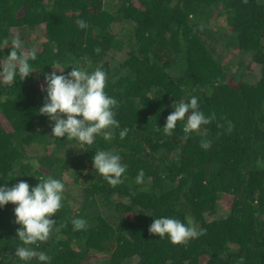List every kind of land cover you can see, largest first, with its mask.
Here are the masks:
<instances>
[{
    "label": "trees",
    "instance_id": "16d2710c",
    "mask_svg": "<svg viewBox=\"0 0 264 264\" xmlns=\"http://www.w3.org/2000/svg\"><path fill=\"white\" fill-rule=\"evenodd\" d=\"M16 34L37 48L38 70L0 84V183L34 186L49 173L65 182L54 231L39 244L51 264H264V0H0V47ZM54 61L107 72L123 139L114 129L83 150L45 136L40 85L58 72ZM192 95L214 119L186 139L181 122L171 135L157 130ZM97 147L128 164L122 184L95 173ZM14 207L0 208V264H17ZM149 214L205 231L172 244L149 232ZM76 217L85 229L73 230Z\"/></svg>",
    "mask_w": 264,
    "mask_h": 264
},
{
    "label": "clouds",
    "instance_id": "9594fccd",
    "mask_svg": "<svg viewBox=\"0 0 264 264\" xmlns=\"http://www.w3.org/2000/svg\"><path fill=\"white\" fill-rule=\"evenodd\" d=\"M76 24L81 29L87 27V22L83 19L76 20ZM6 45H10V52L0 55V84L11 85L38 70L34 66L38 59L35 46L26 49L19 34L6 37L0 52ZM50 65L59 74L57 71L44 73V83L40 85L44 97L38 113L46 116L51 126V134L45 136L63 137V140L74 142L71 147L90 150L96 145L97 137L111 141L115 135L114 129H120L121 139L127 135L128 129L121 128L117 119L118 101L105 90L108 74L102 67L93 69L90 64L84 66L72 61H54ZM69 65L72 66L71 70L65 72ZM172 108L174 110L167 115L164 126L157 127L164 134L171 135L177 128V123L181 122L185 134L183 138L186 139L214 119V115H206L201 109L196 95L173 103ZM210 145L211 140L200 141V146L204 149H208ZM93 152L91 160L95 173L112 187L122 184L127 178L128 164L121 154L99 147ZM30 163L33 168L39 166L35 160ZM20 173L13 170L9 176L15 178ZM144 179L145 173L140 169L135 176V183L139 185ZM64 200L65 182L51 173L39 178L34 186L27 180H19L11 186L6 182L0 183V208L9 202L14 204L15 223L20 225L17 238L21 243L14 248L15 254L12 256L17 264H51V256L40 250L39 244L47 241L54 231L56 220L52 217L63 208ZM71 224L75 231L87 227V221L83 217L72 219ZM204 231L196 228L190 220L185 222L173 216L154 217L149 226L150 233L158 234L160 238L166 236L172 244L185 243L202 235Z\"/></svg>",
    "mask_w": 264,
    "mask_h": 264
},
{
    "label": "rangeland",
    "instance_id": "374dc122",
    "mask_svg": "<svg viewBox=\"0 0 264 264\" xmlns=\"http://www.w3.org/2000/svg\"><path fill=\"white\" fill-rule=\"evenodd\" d=\"M28 38L29 39H33L34 38V35H31V36H28ZM221 204H222V206L224 207V208H226V200L225 199H223V200H221Z\"/></svg>",
    "mask_w": 264,
    "mask_h": 264
}]
</instances>
